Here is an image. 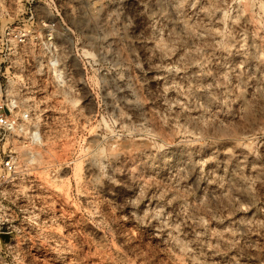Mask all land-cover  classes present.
Instances as JSON below:
<instances>
[{
    "label": "rangeland",
    "instance_id": "1",
    "mask_svg": "<svg viewBox=\"0 0 264 264\" xmlns=\"http://www.w3.org/2000/svg\"><path fill=\"white\" fill-rule=\"evenodd\" d=\"M55 4L63 59L0 93V264H264V0Z\"/></svg>",
    "mask_w": 264,
    "mask_h": 264
},
{
    "label": "built area",
    "instance_id": "2",
    "mask_svg": "<svg viewBox=\"0 0 264 264\" xmlns=\"http://www.w3.org/2000/svg\"><path fill=\"white\" fill-rule=\"evenodd\" d=\"M68 29L55 0H0V93L9 89L7 63L61 61ZM19 125L12 110L0 105V143ZM17 168L14 154L0 145V188Z\"/></svg>",
    "mask_w": 264,
    "mask_h": 264
}]
</instances>
